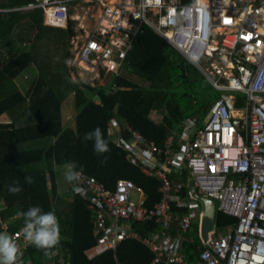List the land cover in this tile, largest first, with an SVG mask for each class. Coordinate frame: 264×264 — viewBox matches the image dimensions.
Returning <instances> with one entry per match:
<instances>
[{"label":"built area","instance_id":"obj_1","mask_svg":"<svg viewBox=\"0 0 264 264\" xmlns=\"http://www.w3.org/2000/svg\"><path fill=\"white\" fill-rule=\"evenodd\" d=\"M82 4L89 6L85 14L71 15V7ZM35 8L43 10L47 25L75 21L71 65L91 81L105 73L109 78L121 74L134 36L145 25L200 69L215 88L246 96L239 110L231 95L215 98L205 128L192 139L172 135L163 147L124 125L130 137L119 134L117 144L129 152L131 163L159 180V199L152 208L145 207L132 199L138 188L131 179H117L108 189L82 172L72 190L88 196L95 253L116 249L125 238H139L130 222L154 220L167 227L171 203L195 206L198 197L190 191L193 199L181 196L182 181L169 173L171 166H187L197 195L213 198L217 209L235 221L219 236L212 228L199 234L202 247L189 262L181 255L180 243L192 216L180 215L174 235L163 229L159 237L141 238L154 252L152 264H264V0H203V6L200 0H33L15 9ZM92 9L99 13L92 14ZM111 130L118 131L113 118ZM157 156L162 161L153 167ZM235 177L241 182L229 184ZM0 230L8 233L7 225L0 222ZM10 235L18 245L27 243L21 229ZM55 253L52 249L51 255Z\"/></svg>","mask_w":264,"mask_h":264},{"label":"trees","instance_id":"obj_2","mask_svg":"<svg viewBox=\"0 0 264 264\" xmlns=\"http://www.w3.org/2000/svg\"><path fill=\"white\" fill-rule=\"evenodd\" d=\"M30 1L0 0V117L9 118L0 122V222L8 225L10 234L23 227L20 214L32 206L55 212L61 235L59 245L52 248L56 253L51 255L49 249L46 255L44 249L20 242L23 264H149L151 251L134 238L121 240L115 251L109 248L92 257L84 253L95 243L89 199L72 187L67 194L57 192L56 168L75 161L77 170L108 189H113L117 179H131L146 194L144 206L152 207L159 197L158 180L130 162L129 152L114 139L111 118L124 139L130 137L124 130L129 124L148 141L162 146L170 130L180 131V122L192 114L203 115L220 92L145 26L124 62L126 72L110 76L104 85L75 81L66 63L71 57L68 46L73 21L69 19L64 27L49 26L43 23L40 8L12 10ZM24 21L34 36L21 40L19 30ZM52 47L60 50V56L49 62L42 52L48 53ZM31 67L35 75L22 92L15 79ZM71 94L76 107L74 127H64L61 106ZM236 98L239 107L243 97ZM97 126L109 143L110 151L102 155L95 153L92 141L83 140L84 134ZM28 175L34 178L31 184L25 181ZM14 182L22 188L16 194L8 191ZM234 221L216 208L215 235ZM203 223L205 230L211 225L207 218ZM157 225L135 223L133 228L145 233ZM192 226V240L183 239L181 245L183 256L189 260L201 248L196 220Z\"/></svg>","mask_w":264,"mask_h":264},{"label":"crops","instance_id":"obj_3","mask_svg":"<svg viewBox=\"0 0 264 264\" xmlns=\"http://www.w3.org/2000/svg\"><path fill=\"white\" fill-rule=\"evenodd\" d=\"M76 7H78V6H72L71 7V9L73 10V9H75ZM13 9V8H12ZM70 9V10H71ZM5 10H10V9H5ZM73 13V12H72ZM71 13V14H72ZM76 14H78L79 15V17L82 15V14H79L78 12H75V13H73V15H76ZM44 23V22H43ZM74 23H75V21H74ZM72 24V29H73V34H74V27H75V24ZM45 24V23H44ZM145 25H142V26H140V28H139V30L141 29V27H144ZM145 27H147V28H149L152 32H154L150 27H148V26H145ZM139 30L137 31V34H136V36H134V40H133V46H134V44H135V39H136V37H137V35H138V32H139ZM154 34H155V32H154ZM156 36H158L157 34H155ZM159 37V36H158ZM162 39V38H161ZM163 40V39H162ZM165 41V40H164ZM166 42V41H165ZM167 43V42H166ZM168 44V43H167ZM169 46H170V48L174 51V52H176L177 54H179L170 44H168ZM180 55V54H179ZM181 56V55H180ZM182 57V56H181ZM127 58V57H126ZM183 58V57H182ZM183 59H185V58H183ZM186 60V59H185ZM187 61V60H186ZM187 62H189V61H187ZM190 63V62H189ZM125 65V64H124ZM194 66V65H193ZM194 68H196L195 66H194ZM196 69H198V68H196ZM201 73H202V71L200 70V69H198ZM123 72H126V70H125V68L123 69ZM204 76V75H203ZM204 78L207 80V78L204 76ZM207 82L214 88V89H216V90H218L220 93H219V95L217 96V97H219V96H222V94H227V95H231L232 96V99H233V102H234V106H235V109L236 110H239L242 106H244L245 105V102H246V96H245V94L243 93V92H239V91H237V92H239L240 94H241V96L243 97V104L242 105H240L239 107H237L236 106V104H235V101H236V97H237V95L236 94H232V93H230V91L229 92H227V91H221L220 89H217V88H215L208 80H207ZM216 97V98H217ZM215 99V98H214ZM213 99V100H214ZM212 100V101H213ZM210 106V105H209ZM209 106L207 105V107L205 108V112L203 113V115H200V112H197V113H195V114H192L191 116H189V117H186V118H184V120H182L181 122H180V127H181V130L180 131H176V130H170L168 133H167V136H166V139H165V141H164V143H163V145L162 146H159V147H163L164 145H165V143H166V140H168L172 135L174 136V137H176V138H178V137H180L179 139L180 140H186V138L187 139H192L194 136H195V134L198 132V130L199 129H202V128H205L206 127V125H207V121H208V108H209ZM237 112L238 111H236L235 113L237 114ZM113 118V120H114V117H112ZM112 118H111V120H112ZM121 132L120 131H117V132H114V134L115 135H117V137H118V135L120 134ZM116 137V138H117ZM153 142V141H152ZM155 144V143H154ZM156 145V144H155ZM156 146H158V145H156ZM177 145H176V149H177ZM157 159H156V161H154V162H151V165L153 166V167H157V164H156V162H157V160L158 161H162L160 158H162V156L161 157H159V156H157L156 157ZM142 170L145 172V173H147L145 170H144V168H142ZM170 176H171V178H173V179H179V180H181L182 182V189H181V191H180V195L181 196H183V197H185L186 198V200L187 199H189V200H191V199H193V198H190L191 196L189 195V191L191 192V194H192V197H198V199H197V201H196V205L195 206H198V205H201V207H200V209H199V211H197V212H195V211H191V208L192 207H194V206H192V207H187V206H185V207H183V208H181V207H176V205H175V203H171V206H170V212H171V220L169 221V223H168V226L167 227H163V226H161V224L160 223H158L157 221H154V220H152V221H146V222H130V230L131 231H136L138 234H139V238H136V237H129V238H134V239H137V240H139V241H141L142 243H143V241H142V237H147V236H158V234H159V232L161 231V230H165L167 233H169V234H171V235H174L176 232H177V229H178V218H179V216L180 215H182V214H190L191 216H192V219H191V224H190V226H189V228H187L185 231H183V233H182V237H181V243H180V252H181V255H182V257L185 259V260H187V261H189V262H193L195 259H196V257H194L193 259H186L184 256H183V254H182V249H181V245L183 244V239H187V240H192V237H191V235H190V232H189V230H192L193 229V226H192V222H193V218L195 217V220L197 221V235H198V237H199V245H200V247H202V245H201V240H200V236H199V234H206V231L207 230H209V229H214V235H215V231H216V228H215V226H214V224H213V220H214V218L210 221L211 222V225L209 226V228H207L206 230H205V227H204V223H203V220H204V218H205V216H204V212H203V210H204V207H203V201H202V199H201V197H203V196H199V195H197V193H196V195H194V193H193V191H192V189H194L195 190V188L193 187V181H192V173H191V170L189 169V167H187V166H183V167H180V168H177L176 166L174 167V166H171V170H170ZM147 174H149V173H147ZM149 175H151V174H149ZM155 177V176H154ZM55 184H56V186H57V192H59V193H63V194H67V192H68V190H69V188L71 187V184L70 183H68L65 179H64V170H63V167H57L56 168V175H55ZM158 180V179H157ZM159 181V180H158ZM158 187V186H157ZM59 188H61L62 189V191H60V189ZM138 189L136 190V192H137V196H138V199H137V201H142L143 202V205H144V201L146 200V194H145V192L143 191V189L142 188H140V187H137ZM183 190L185 191V193H183ZM158 192V191H157ZM196 192V191H195ZM159 194V193H158ZM158 199H159V197H158ZM157 201V200H156ZM155 201V202H156ZM154 205H155V203H154ZM153 205V206H154ZM152 206V207H153ZM146 207V206H145ZM152 207H148V208H152ZM215 208H216V205H215ZM200 212H202V220H199L200 219ZM194 220V221H195ZM135 223H137V224H143V225H146V226H149V224H158L157 226L158 227H151L148 231H146L145 233H143V232H141L139 229H137V230H135L134 228H133V225L135 224ZM3 224H6V223H3ZM7 225V224H6ZM233 225V224H232ZM232 225H230V226H228V227H225L222 231H221V233H218L217 235H215V236H219V235H221L225 230H228V229H230L231 227H232ZM8 226V225H7ZM92 236H93V234H92ZM159 237V236H158ZM126 239V238H125ZM94 244H96V243H94ZM93 244V246H95ZM150 251H151V253H152V258H151V260H150V262H149V264H152V261H153V258H154V252H153V250L151 249V248H149L145 243H143ZM93 246H91L90 248H88V249H86L85 251H84V253L87 255V256H90V257H92V256H94L95 254H97V253H95V248L93 247ZM111 249V248H110ZM114 250V249H113ZM200 250V249H199ZM115 251V250H114ZM199 252V251H198ZM99 253V252H98ZM198 255V254H197ZM23 258V257H22ZM23 261V260H22ZM23 264V263H22ZM28 264V263H27ZM160 264H162V262L160 263Z\"/></svg>","mask_w":264,"mask_h":264},{"label":"clouds","instance_id":"obj_4","mask_svg":"<svg viewBox=\"0 0 264 264\" xmlns=\"http://www.w3.org/2000/svg\"><path fill=\"white\" fill-rule=\"evenodd\" d=\"M200 3L203 6V0H200ZM20 6H16V7H20ZM16 7H14L12 10H17L15 9ZM43 22H44V14H43ZM49 26H54V25H49ZM57 27H64V26H57ZM71 58H72V54L70 59ZM195 58L196 57L193 56V59ZM122 73L123 71L121 72V74ZM83 140L85 142L92 141L94 151L98 155H102L110 151L109 143L105 139L104 133L98 126L94 130L86 132L83 136ZM63 170H64V179L71 184V187L72 184L80 180L82 171L77 170V164L75 161L66 162L63 165ZM25 181L26 183L31 184L34 182V178L28 175L25 176ZM75 190L80 191L79 188H75ZM8 191L12 194H16L22 191V188L20 187L19 182H14L13 185H10L8 187ZM20 215H22L24 218V225L21 228V233L23 234L24 240L27 243L35 246L38 249H44L46 255L48 254L47 250L55 248L57 245H59L61 239L60 225L54 211L45 212L39 205H37L30 207L27 211L21 213ZM22 256H23V252L19 247V245L17 244L16 240L6 231H0V264H22V259H21Z\"/></svg>","mask_w":264,"mask_h":264},{"label":"rangeland","instance_id":"obj_5","mask_svg":"<svg viewBox=\"0 0 264 264\" xmlns=\"http://www.w3.org/2000/svg\"><path fill=\"white\" fill-rule=\"evenodd\" d=\"M89 6H86L85 4H82L81 6L76 7L75 9H71L70 13H75L78 12L79 14H85V11L88 10ZM73 13L71 15H73ZM91 13L95 15V13H99L98 10L92 9ZM81 18V16H80ZM20 30H19V37H21V40L27 39V38H32L34 36V30L32 29L31 26H29V23L27 21H24L21 24ZM19 29V28H17ZM16 29V30H17ZM69 51L73 56V44L71 42H69ZM42 56H44L49 62H54L57 61V59L60 56V50H56L53 47L50 48V51L48 53H46L45 51L42 52ZM68 66H72L71 63L73 64L72 60L69 58L66 61ZM73 67V66H72ZM33 67H31L30 69H26L25 71H23L19 77H17V79H15V82L17 85H19L20 89L22 92H25L26 89L28 88L31 79L33 78V76L35 75V72L33 73ZM82 68H87V66L83 65ZM80 68L77 67H73L70 68L69 67V72L72 76V78L76 81V80H83L85 82L89 81L90 85H104L106 83V81H108L109 79V75L108 73H105L104 75H98V77H95L96 81L92 80L91 78H86L84 75H82V72H80ZM135 80L138 81V79L136 77H133ZM232 94H236V95H241L239 92H230ZM75 112H76V107L74 104V96L73 94H71L70 96H68L62 103L61 106V121H62V125L64 127H74V120H75ZM9 120L7 115H3L0 117V122H7ZM113 134V133H112ZM114 139H116L117 135L113 134ZM231 183L229 184H237L241 182V179H239L238 177H235L233 179H231ZM60 191H62L61 188H59ZM132 199L137 200L138 196H137V192H133V194L131 195ZM201 205L198 206H194L191 208V211H199ZM195 220V217L193 218V221ZM189 232H191V230H189ZM221 233V232H219Z\"/></svg>","mask_w":264,"mask_h":264},{"label":"water","instance_id":"obj_6","mask_svg":"<svg viewBox=\"0 0 264 264\" xmlns=\"http://www.w3.org/2000/svg\"><path fill=\"white\" fill-rule=\"evenodd\" d=\"M194 195H196V192L194 189H192ZM203 201V207H204V216L205 218L209 219L210 221L214 218L215 215V202L214 199L208 196L201 197Z\"/></svg>","mask_w":264,"mask_h":264}]
</instances>
